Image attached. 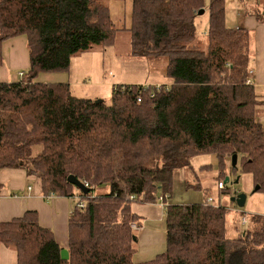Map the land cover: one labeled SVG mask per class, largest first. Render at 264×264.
Instances as JSON below:
<instances>
[{
	"label": "trees",
	"instance_id": "1",
	"mask_svg": "<svg viewBox=\"0 0 264 264\" xmlns=\"http://www.w3.org/2000/svg\"><path fill=\"white\" fill-rule=\"evenodd\" d=\"M202 9L209 13L206 40L196 26ZM129 31L133 56L166 59L169 90L114 84L109 103L78 98L69 84L38 77L68 72L78 54L112 45L118 29L109 6L103 0H0V66L4 43L17 37H26L30 56L18 81L0 82V171L25 170L41 181L45 197L80 198L66 248L37 211L0 223V244L16 251V264H264L263 215H253L239 232L230 210L208 202L211 197L167 203L175 174L202 155L215 158L218 184L229 167L237 170L231 163L237 155L241 171L264 192L258 118L264 100L247 83L250 32L227 25L226 0H132ZM161 197L167 249L135 263L142 219L133 205Z\"/></svg>",
	"mask_w": 264,
	"mask_h": 264
},
{
	"label": "crops",
	"instance_id": "2",
	"mask_svg": "<svg viewBox=\"0 0 264 264\" xmlns=\"http://www.w3.org/2000/svg\"><path fill=\"white\" fill-rule=\"evenodd\" d=\"M239 2L240 4L238 5L240 9H236L232 14L234 16V21H237L235 27L246 29L251 34V81L257 93L264 100V0H244V9L240 6L243 5V0H239ZM110 10L112 17V8H110ZM131 12L132 4L129 17H127L130 20V27ZM3 55L4 64L0 66V82L18 81L20 79L18 73H11V70H25L30 65L26 37H17L5 42L3 45ZM73 59H75V57ZM72 61L71 69L68 72L52 74L43 73L40 74L42 75L41 78L45 80V83L69 84L74 96L85 98L78 96L80 92H83V90L80 89L85 86L81 84V81L77 78H71L72 73H76L77 71L75 60ZM18 72H20V70ZM117 80L120 82L113 80V85H147L143 82H123L120 77ZM171 83L172 81L164 77L162 81L153 84L171 85ZM107 87H110L109 84H107ZM89 99L99 98L95 96ZM259 114H261L260 117L264 124V109L260 111ZM72 199L73 198L55 196L45 197L42 192L41 181L35 176L27 175L26 171L23 169H3L0 171V223H6L15 218L22 217L27 211H37L41 225L54 232L58 243L63 248H66L68 245V223L75 207ZM159 199L157 203L153 204L137 203L133 205V211L142 219V226L137 230L139 237L137 236L138 246L134 256L135 263H143L152 260L167 249L165 215L166 204L170 203V201L167 200V203L162 204ZM232 234H236L235 227L232 228ZM16 263V251L0 244V264Z\"/></svg>",
	"mask_w": 264,
	"mask_h": 264
},
{
	"label": "rangeland",
	"instance_id": "3",
	"mask_svg": "<svg viewBox=\"0 0 264 264\" xmlns=\"http://www.w3.org/2000/svg\"><path fill=\"white\" fill-rule=\"evenodd\" d=\"M103 2L112 8V17L118 29V35L115 42L108 47L95 46L88 52L78 54L73 59L75 60L77 71L72 73L71 78H77L85 86L80 89L83 92L78 94L79 97L94 98L97 96L100 100L109 103L112 95L113 80L120 82L117 80L120 77L123 82H143L147 85H154L153 83L164 79L167 61L166 59L136 57L131 54V33L128 30L130 20L127 17H129L132 0H103ZM238 2L239 0H226V20L229 27L237 25V21H234L232 14L236 9H240L238 5L240 2ZM242 4L240 6L244 9V0ZM208 24L209 13L206 11L196 21L198 35L204 40H206L205 34ZM27 69L11 70V73H18L19 77V74ZM19 70L20 72H18ZM41 77L42 75L38 77V81L45 83V80ZM107 84L110 87H107ZM260 116L261 114H259L258 118L262 122ZM236 168L237 170L228 168V177L230 179V183L226 184L228 192L222 193L218 189V167L215 158L208 155L195 157L189 168L180 170L175 174L170 203H202L211 197L214 205L220 202L221 206L230 210L229 220L231 226L236 225L238 231L243 232L249 227L252 215H263L264 192L262 190L255 192L256 185H254L252 175L242 172L240 165H237ZM237 180L239 182L235 184ZM196 184H200L202 189H195ZM109 190L106 187L99 192L105 194ZM240 193L247 196L246 204L243 208H239L231 201L233 197ZM79 199L78 195L75 196L72 199L73 204L76 205ZM243 218L247 219V224H242ZM137 236L139 237V234ZM137 246L138 244L136 248Z\"/></svg>",
	"mask_w": 264,
	"mask_h": 264
},
{
	"label": "water",
	"instance_id": "4",
	"mask_svg": "<svg viewBox=\"0 0 264 264\" xmlns=\"http://www.w3.org/2000/svg\"><path fill=\"white\" fill-rule=\"evenodd\" d=\"M204 13H205V10L202 9L199 12V16L203 15ZM231 163H232V167L233 168L237 167V165H238V156L237 155H233L232 156ZM68 181L70 183L74 184L75 186L79 187L81 190L85 189L83 183L79 182L75 177L70 176ZM238 182H239V180H237L235 182V184H237ZM224 183L225 184L230 183L229 177H226ZM258 190H259V186H256L255 192L258 191ZM246 200H247V196L245 194H243V193H240V194L236 195L235 197H233L231 199V201L234 202L239 208H243L245 206ZM134 240L137 241L136 238ZM61 257H62L63 260H68L69 259V252L66 249L62 250Z\"/></svg>",
	"mask_w": 264,
	"mask_h": 264
},
{
	"label": "built area",
	"instance_id": "5",
	"mask_svg": "<svg viewBox=\"0 0 264 264\" xmlns=\"http://www.w3.org/2000/svg\"><path fill=\"white\" fill-rule=\"evenodd\" d=\"M24 75V72H21L20 74H19V76L20 77H22ZM251 77H252V71H250V73H249V78H248V81H247V83L248 84H250L251 83ZM150 85H146V87H149ZM156 88H157V90H159V91H162L163 90V88H165L166 90H169V86L170 85H168V86H164L163 84L162 85H154ZM226 188V185L223 183V182H221V183H219L218 184V189L219 190H224ZM49 197H54V195L52 194V195H50ZM213 200L211 199V198H209L208 199V202H212ZM160 202H162V204H164V198H160ZM84 205L83 204H81L80 205V207H83ZM248 223V221H247V219L246 218H243L242 219V224H247Z\"/></svg>",
	"mask_w": 264,
	"mask_h": 264
}]
</instances>
